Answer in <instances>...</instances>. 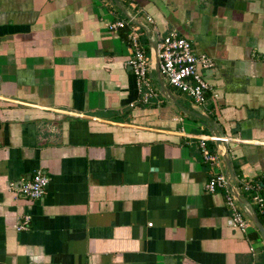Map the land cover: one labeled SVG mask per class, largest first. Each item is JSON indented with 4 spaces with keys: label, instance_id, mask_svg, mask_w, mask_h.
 I'll return each instance as SVG.
<instances>
[{
    "label": "crops",
    "instance_id": "obj_1",
    "mask_svg": "<svg viewBox=\"0 0 264 264\" xmlns=\"http://www.w3.org/2000/svg\"><path fill=\"white\" fill-rule=\"evenodd\" d=\"M117 1L0 0V264H264L240 185L264 179V0ZM121 19L141 27L150 57L171 31L190 41L212 59L203 73L218 97L196 106L153 58L157 97L142 103L130 26L107 29ZM216 135L226 158L207 142L220 156L209 166L199 142ZM38 170L44 196L21 197ZM219 173L246 232L226 191H206Z\"/></svg>",
    "mask_w": 264,
    "mask_h": 264
},
{
    "label": "built area",
    "instance_id": "obj_2",
    "mask_svg": "<svg viewBox=\"0 0 264 264\" xmlns=\"http://www.w3.org/2000/svg\"><path fill=\"white\" fill-rule=\"evenodd\" d=\"M147 21L152 22L150 17H147ZM126 25L130 26V31L127 35L130 58L127 64L136 79L138 92L142 95L141 101L147 104L150 99L156 98L157 94L148 78L152 59L141 46V27L121 19L108 23L107 29L109 32L115 33L120 29H124ZM157 56L160 75L173 89L188 95L193 104L203 106L209 97L213 99L218 97L214 91L212 92V87L205 79L203 73V71L209 70L214 66L212 59L205 54H196L190 41L180 36L177 32L171 31L159 39ZM143 88L146 90L144 93H142ZM217 139L214 136L200 138L199 147L202 152V159L209 166L220 165L219 153L212 152L207 148V142H214ZM222 140L226 142V138ZM48 183L49 178L41 170H38L29 180L21 181L16 191L23 198L34 201L40 200L46 192ZM240 185L242 191L249 195V199L260 216L261 224L264 228V179L257 181L242 180ZM11 187L13 188L14 185H11ZM205 188L210 194H214L219 189L226 191L225 204L230 212L231 226L234 229L246 232L252 227V223L244 217L236 199L230 192L224 174L219 173L211 176ZM29 225L30 216L25 215L15 228L17 231H26L29 229Z\"/></svg>",
    "mask_w": 264,
    "mask_h": 264
},
{
    "label": "water",
    "instance_id": "obj_3",
    "mask_svg": "<svg viewBox=\"0 0 264 264\" xmlns=\"http://www.w3.org/2000/svg\"><path fill=\"white\" fill-rule=\"evenodd\" d=\"M114 2L118 5V1L117 0H114ZM153 58H155V60H156L155 66H156V69H157L158 74L160 75L159 70H158V56H157V51H155V53L153 54V57H151V59H152L151 65L153 64ZM214 137L218 138L217 140H215V144L217 145V147H218L221 155L224 158H226L225 142L222 140L224 138V136L223 135H216ZM231 177H233V175L230 173V178ZM228 183L230 185V182H228ZM235 199L241 204V206L243 208L244 206L242 204V199L239 196V194H237V196L235 195ZM248 216H249L250 220L253 222L254 226L258 229L259 234H260L261 238L264 241V228H263L261 222L259 221V219L257 218L256 213L254 211H252L251 214H249Z\"/></svg>",
    "mask_w": 264,
    "mask_h": 264
},
{
    "label": "trees",
    "instance_id": "obj_4",
    "mask_svg": "<svg viewBox=\"0 0 264 264\" xmlns=\"http://www.w3.org/2000/svg\"><path fill=\"white\" fill-rule=\"evenodd\" d=\"M257 216H258L259 221H261V218H260V216L258 215V213H257Z\"/></svg>",
    "mask_w": 264,
    "mask_h": 264
}]
</instances>
